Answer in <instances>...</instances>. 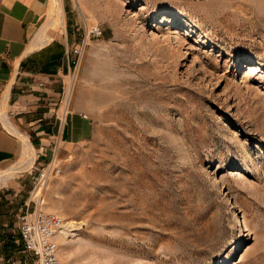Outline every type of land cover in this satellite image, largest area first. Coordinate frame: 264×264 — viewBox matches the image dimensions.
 Masks as SVG:
<instances>
[{
    "label": "rangeland",
    "instance_id": "obj_1",
    "mask_svg": "<svg viewBox=\"0 0 264 264\" xmlns=\"http://www.w3.org/2000/svg\"><path fill=\"white\" fill-rule=\"evenodd\" d=\"M64 3L77 42L103 32L67 77L94 132L42 205L38 171L12 170L8 264H35L18 239L37 204L74 225L62 263L264 264V0Z\"/></svg>",
    "mask_w": 264,
    "mask_h": 264
},
{
    "label": "crops",
    "instance_id": "obj_2",
    "mask_svg": "<svg viewBox=\"0 0 264 264\" xmlns=\"http://www.w3.org/2000/svg\"><path fill=\"white\" fill-rule=\"evenodd\" d=\"M57 1L0 0V175L15 167L38 171L58 166L93 136L92 122L67 98L69 58L80 41L73 24L65 22L63 0V13L61 6L60 13H54ZM58 21L60 30L55 29ZM28 156L30 162L19 165ZM26 173L30 172L21 174ZM11 179L0 182V210L10 196L7 191L17 190L18 185L10 186ZM3 216L0 212V219ZM4 221L0 220L3 249L9 239ZM18 241L22 246L21 237ZM3 249L0 261L8 264Z\"/></svg>",
    "mask_w": 264,
    "mask_h": 264
},
{
    "label": "built area",
    "instance_id": "obj_3",
    "mask_svg": "<svg viewBox=\"0 0 264 264\" xmlns=\"http://www.w3.org/2000/svg\"><path fill=\"white\" fill-rule=\"evenodd\" d=\"M251 2L253 0H244ZM103 34L99 26L90 30L85 29L82 35V42L78 47L72 49V57L69 58L70 72L68 77L73 74L77 65V59L81 58L87 45V41L93 37H101ZM69 88V87H68ZM70 91V89H68ZM67 91V92H68ZM67 98H69L67 93ZM61 173L58 166L50 164L38 170L37 175L33 176L37 182L34 189L35 198L39 199L40 205L43 201V191L51 177H57ZM65 220L58 214H46L37 208L33 213H27L20 221V236L23 252L35 258V264H69L62 263L59 254L58 238L62 233Z\"/></svg>",
    "mask_w": 264,
    "mask_h": 264
},
{
    "label": "bare ground",
    "instance_id": "obj_4",
    "mask_svg": "<svg viewBox=\"0 0 264 264\" xmlns=\"http://www.w3.org/2000/svg\"><path fill=\"white\" fill-rule=\"evenodd\" d=\"M254 1V0H253ZM51 27V26H50ZM27 155V154H26ZM248 156V155H247ZM30 159V157L28 156L26 159H23V160H21L20 162H19V165H24L25 163H27V162H30L29 161V159ZM205 168V167H204ZM14 169H17L16 167L14 168ZM14 169H12V170H14ZM19 169V168H18ZM18 169H17V171H18ZM12 170H10V171H8V172H5V173H3L2 175H0V181L1 180H7V179H9L10 177H12V176H10L11 175V173H12ZM204 171H205V169H203ZM15 171V170H14ZM16 171V172H17ZM207 171V170H206ZM10 172V173H9ZM15 172V173H16ZM203 173V172H202ZM206 174V173H205ZM215 177V176H214ZM213 177V178H214ZM209 181V180H208ZM215 182V181H214ZM44 204V203H43ZM235 217H236V215H235ZM74 227V225L73 224H71L70 226H69V224L66 226V222L64 223V227H63V230H62V233L59 235V239H60V237H61V239H63V241H64V243H67V242H69V240H67V238H69V237H72V236H75V234H74V229H72ZM62 235V236H61Z\"/></svg>",
    "mask_w": 264,
    "mask_h": 264
},
{
    "label": "trees",
    "instance_id": "obj_5",
    "mask_svg": "<svg viewBox=\"0 0 264 264\" xmlns=\"http://www.w3.org/2000/svg\"><path fill=\"white\" fill-rule=\"evenodd\" d=\"M20 247H22V246H20ZM21 250H22V248H21Z\"/></svg>",
    "mask_w": 264,
    "mask_h": 264
}]
</instances>
